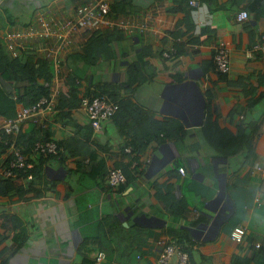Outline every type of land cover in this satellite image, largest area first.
I'll use <instances>...</instances> for the list:
<instances>
[{
  "label": "crops",
  "instance_id": "crops-1",
  "mask_svg": "<svg viewBox=\"0 0 264 264\" xmlns=\"http://www.w3.org/2000/svg\"><path fill=\"white\" fill-rule=\"evenodd\" d=\"M88 1L0 0L1 50L43 57L42 41L55 37L29 38V26L54 18L56 27ZM199 1L110 0V17L147 28L101 26L96 41L76 38L63 51L79 99L103 93L127 105L98 131L79 103L23 121L13 135L40 169L34 176L33 167L3 174L12 155L0 136V176L12 182L0 194V264H160L171 239L189 264H264V0ZM90 42L99 55L86 62ZM220 44L230 52L228 73L214 66ZM18 84L1 79L0 97ZM19 106L0 103V135ZM45 139L58 155L34 150ZM115 165L126 180L103 189ZM235 225L246 229L240 243L229 237Z\"/></svg>",
  "mask_w": 264,
  "mask_h": 264
},
{
  "label": "built area",
  "instance_id": "built-area-1",
  "mask_svg": "<svg viewBox=\"0 0 264 264\" xmlns=\"http://www.w3.org/2000/svg\"><path fill=\"white\" fill-rule=\"evenodd\" d=\"M194 6H199L201 1L190 0ZM110 0H90L86 3L76 4L73 12L63 20L57 22L56 27L51 25L54 18L48 20L39 19L37 26H29L26 36L36 38L42 35L44 38L55 37L54 42L43 40L40 45V50L43 55L50 59L53 65V81L44 82L49 87V95L40 97L35 103L27 106H19L13 117L7 118L2 125L6 133H15L21 126V123L27 119L39 121L45 114L52 113L55 109L57 98L60 93L65 92L68 88L66 83L67 73L64 71V60L62 53L70 47L76 38L79 43L87 40V38L99 27L106 26L117 28L127 33H135V31H143L147 28V21L133 22L124 17L112 18L109 16ZM236 18L238 21H244L248 18L247 10H240ZM20 32H9L8 38L17 39L20 37ZM255 49L260 48L261 44L257 42L254 45ZM170 53H165L169 56ZM214 66L221 73H228L230 70V52L229 49L220 44L215 45L214 50ZM79 107L88 117L91 126L95 130L101 128L104 120L111 118L119 109V104L112 100L107 95L100 93L93 96L82 95L79 101ZM8 149L11 152L12 158L10 168L4 169L3 174L7 176L15 175L11 169H23L33 167L32 163L25 160L21 151V147L15 143L12 138L8 142ZM36 149L45 154H56L57 145L53 140L46 142H36ZM129 149V147H128ZM181 174L185 173L183 166L178 167ZM31 177V174H28ZM126 176L123 168L120 165L111 166L106 174V183L103 189L115 187L125 182ZM246 229L243 225H235L229 232V237L234 242L240 243L244 239ZM259 246L260 243H256ZM157 260L160 264H189V252L176 239H171L163 243L160 248Z\"/></svg>",
  "mask_w": 264,
  "mask_h": 264
},
{
  "label": "trees",
  "instance_id": "trees-1",
  "mask_svg": "<svg viewBox=\"0 0 264 264\" xmlns=\"http://www.w3.org/2000/svg\"><path fill=\"white\" fill-rule=\"evenodd\" d=\"M255 3L256 2H254V4ZM99 34L100 33L98 34L92 33L91 35H93V40L96 41L100 37ZM91 46L92 45L90 42L88 47H86L82 51L83 60H85L86 62L90 61V56L92 54H93V61L97 59L99 55V49L93 45V53H92L90 49ZM48 60L50 59H48L45 56L43 57L39 56L37 55V53L30 54L26 52H23V56L19 55L11 59L0 48V80L5 78L15 83H19L17 86L14 85L12 92L7 95L6 99L0 97V103L3 105L4 102L10 103V106L12 108L13 105L17 103L20 106H27L35 103L42 96L47 97L49 95V87L46 86L44 82H50L51 77L53 75ZM133 66L134 68L137 67L136 64H133ZM133 78L135 77L133 76ZM66 83L68 84V88L65 92L60 93L59 97L57 98V102L55 105L57 107H64V106L72 107L77 105L80 101V99L77 97L78 84L76 82V77L67 75ZM116 102L119 104V109L116 111V113L120 110L121 107L123 106L126 107L127 105V101H121V102L116 101ZM132 107L134 109H141L137 104H132ZM0 112H2V109H0ZM33 122L38 123V121H33ZM16 133L18 135L19 131ZM13 134L14 133L3 132L0 135L1 137H4L3 140H5L6 143V144L2 143V146L5 145L4 148L8 147L7 144L12 138L14 139ZM17 140H15V143L18 146H20L19 145L20 142ZM48 140L49 139H45L43 141H37V142H46ZM4 148L2 149V151H4ZM33 148L36 151V142H34ZM51 155H58V151L56 154H51ZM34 166L35 165H33V169H31L33 174L32 176H34L40 170L39 168ZM11 171L14 172V169H11ZM123 172L125 173L124 169ZM11 183L12 182L9 177L4 178L0 176V194H4L12 186Z\"/></svg>",
  "mask_w": 264,
  "mask_h": 264
}]
</instances>
